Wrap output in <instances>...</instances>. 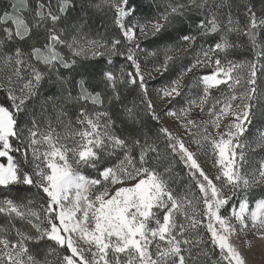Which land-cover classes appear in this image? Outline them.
<instances>
[{
    "label": "snow or ice",
    "instance_id": "snow-or-ice-1",
    "mask_svg": "<svg viewBox=\"0 0 264 264\" xmlns=\"http://www.w3.org/2000/svg\"><path fill=\"white\" fill-rule=\"evenodd\" d=\"M257 150L264 0L0 3V264H264Z\"/></svg>",
    "mask_w": 264,
    "mask_h": 264
},
{
    "label": "rangeland",
    "instance_id": "rangeland-1",
    "mask_svg": "<svg viewBox=\"0 0 264 264\" xmlns=\"http://www.w3.org/2000/svg\"><path fill=\"white\" fill-rule=\"evenodd\" d=\"M151 83H155L156 81V77L155 74H153L152 77L149 78ZM166 123H168V121H166ZM264 157V152H260V150H257V159ZM206 167H211V164H207ZM257 247H259V245H257ZM252 259H255L257 261H259L261 259L259 253L257 252V254L253 257H251Z\"/></svg>",
    "mask_w": 264,
    "mask_h": 264
},
{
    "label": "trees",
    "instance_id": "trees-1",
    "mask_svg": "<svg viewBox=\"0 0 264 264\" xmlns=\"http://www.w3.org/2000/svg\"><path fill=\"white\" fill-rule=\"evenodd\" d=\"M6 0H0V3H5ZM53 2H55V0H53ZM254 2L257 4V6H259L260 4V0H254ZM4 223V218L0 217V225H2Z\"/></svg>",
    "mask_w": 264,
    "mask_h": 264
}]
</instances>
